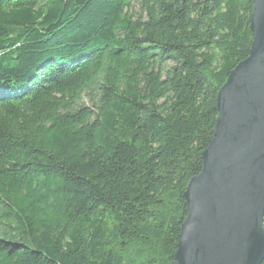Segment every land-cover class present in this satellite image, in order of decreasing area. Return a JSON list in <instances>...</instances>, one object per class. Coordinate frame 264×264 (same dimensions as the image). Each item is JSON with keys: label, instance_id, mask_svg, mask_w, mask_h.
<instances>
[{"label": "trees", "instance_id": "obj_1", "mask_svg": "<svg viewBox=\"0 0 264 264\" xmlns=\"http://www.w3.org/2000/svg\"><path fill=\"white\" fill-rule=\"evenodd\" d=\"M251 11L0 0V264H176L183 193Z\"/></svg>", "mask_w": 264, "mask_h": 264}, {"label": "water", "instance_id": "obj_2", "mask_svg": "<svg viewBox=\"0 0 264 264\" xmlns=\"http://www.w3.org/2000/svg\"><path fill=\"white\" fill-rule=\"evenodd\" d=\"M246 58L216 97L200 172L183 193L176 264H261L264 259V0H252Z\"/></svg>", "mask_w": 264, "mask_h": 264}, {"label": "rangeland", "instance_id": "obj_3", "mask_svg": "<svg viewBox=\"0 0 264 264\" xmlns=\"http://www.w3.org/2000/svg\"><path fill=\"white\" fill-rule=\"evenodd\" d=\"M134 11H137V10H134ZM84 102L88 104V102H87V100H86V99H84Z\"/></svg>", "mask_w": 264, "mask_h": 264}]
</instances>
